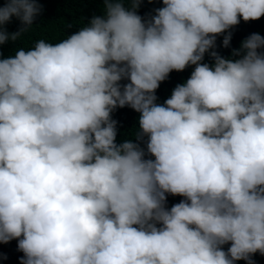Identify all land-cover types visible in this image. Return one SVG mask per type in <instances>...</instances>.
I'll return each mask as SVG.
<instances>
[{"label": "clouds", "instance_id": "1", "mask_svg": "<svg viewBox=\"0 0 264 264\" xmlns=\"http://www.w3.org/2000/svg\"><path fill=\"white\" fill-rule=\"evenodd\" d=\"M160 3L142 16L141 0H100L75 31L29 46L16 42L43 5L0 4V45L13 44L0 55V242L16 239L20 264L264 255V36L216 50L264 0ZM125 106L137 116L117 140ZM166 194L182 198L169 207Z\"/></svg>", "mask_w": 264, "mask_h": 264}, {"label": "trees", "instance_id": "2", "mask_svg": "<svg viewBox=\"0 0 264 264\" xmlns=\"http://www.w3.org/2000/svg\"><path fill=\"white\" fill-rule=\"evenodd\" d=\"M43 5L42 11L36 16L32 29H30L23 37L16 42L19 46H29L36 39H46L55 42L66 33L75 31L79 25L85 22V19L92 14L94 10L99 11L97 7L100 0H38ZM4 0H0L3 4ZM161 6L160 0H141V7L138 9L139 13L143 16L145 13L151 12L155 7ZM19 21L15 18L6 25L9 31L17 29ZM70 25V26H68ZM251 32H259L264 36V15L255 20L243 21L241 20L237 25L232 28V35L229 47H221L220 41L222 35L217 36L216 45L217 51L221 55H228L231 48L238 47L240 40ZM13 47L12 42L0 45V55L10 54ZM204 59L210 61V57L205 54ZM192 65L186 66L181 71L172 70L168 74V78L161 81L159 87L155 90L158 101L162 102L169 94L170 90L178 82L187 78L192 70ZM136 113L133 109L125 106L118 107L112 116L118 122L117 125V140L121 139V130L127 131L135 123V118L131 114ZM182 197L179 195L166 194L167 206L172 203L178 202ZM227 248V244L223 246ZM23 253L16 248V239L13 238L8 242H0V264H20L18 257ZM261 257L258 258V260Z\"/></svg>", "mask_w": 264, "mask_h": 264}, {"label": "bare ground", "instance_id": "3", "mask_svg": "<svg viewBox=\"0 0 264 264\" xmlns=\"http://www.w3.org/2000/svg\"><path fill=\"white\" fill-rule=\"evenodd\" d=\"M136 114L137 113L131 114L132 118H134ZM252 256L255 261V264H264V255H261L259 253H253ZM259 257H261V259L258 260ZM235 264H246V262L243 259H241V260H237Z\"/></svg>", "mask_w": 264, "mask_h": 264}]
</instances>
